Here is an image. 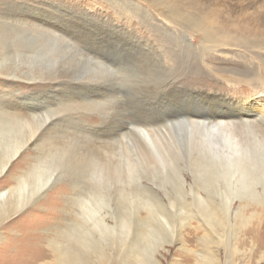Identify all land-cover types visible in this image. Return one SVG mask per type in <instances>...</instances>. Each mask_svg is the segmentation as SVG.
<instances>
[{
    "label": "rangeland",
    "instance_id": "obj_1",
    "mask_svg": "<svg viewBox=\"0 0 264 264\" xmlns=\"http://www.w3.org/2000/svg\"><path fill=\"white\" fill-rule=\"evenodd\" d=\"M170 9L191 17L181 24L173 22ZM263 13L264 0H0V97L26 113L32 109L37 114L36 137H42L21 152L10 172L27 169L37 153L48 155L51 145L71 148L78 164L52 159L47 193L22 216L34 212L32 223L53 217L54 224V216L74 215V200L89 188L91 160L111 158L112 166L122 165V150L131 145L139 128L159 131L182 119L227 120L218 114L228 112L233 120L246 113L244 119L264 130L259 120L264 114V25L255 21ZM195 18L205 19L218 39L231 34V40L205 42L199 30L189 27ZM199 111L205 115L197 117ZM124 125L126 137V129L119 131ZM177 131L183 134L181 141L191 135L188 126H178ZM185 158L179 164L190 182ZM122 174H127L125 168ZM8 175L1 177L0 190L13 185ZM144 183L161 194L158 181ZM125 206L112 194L115 212L122 213ZM251 210L263 208L255 205ZM139 212L146 222L135 221L129 234L120 227L112 233V247L107 249L112 255L114 250L123 256L149 245L146 226L159 224L146 219L145 210ZM191 224L195 228L200 223L192 219ZM112 225H117L115 219ZM49 226L40 225L38 233L43 235L41 229ZM139 228L144 237L136 236ZM190 230L182 232L185 246L201 251L204 230L189 236ZM248 243L226 264H264L262 253L256 255L250 239ZM184 255L181 243L174 242L158 258L169 264ZM115 261L112 264H118Z\"/></svg>",
    "mask_w": 264,
    "mask_h": 264
},
{
    "label": "bare ground",
    "instance_id": "obj_2",
    "mask_svg": "<svg viewBox=\"0 0 264 264\" xmlns=\"http://www.w3.org/2000/svg\"><path fill=\"white\" fill-rule=\"evenodd\" d=\"M171 9L169 16L173 22L181 24L191 17ZM255 21L263 26L264 13ZM189 27L192 31L199 30L205 42L231 40V34L218 39L205 19H192ZM31 110L29 113L21 111L16 103L10 104L0 97V179L8 173L14 182L11 187L0 190V264H112V260L118 264H162L158 255L166 250L167 244L174 242L181 243L186 255L181 261L169 264H193L194 261L195 264H226L241 252L240 246H248L249 239L250 249L258 251V256L262 253L264 258V130L257 128L256 121L244 119L246 113H241L239 120L230 119V113L223 112L218 115L227 120L182 119L159 127V131L139 128L137 137L131 138V145L122 150L119 159L122 165L112 166L111 158L90 161L89 188L74 200V215L66 212L62 218L54 216V224L53 217L48 221L37 219L35 224L31 219L36 215L34 212L26 217L21 212L29 205L38 204L39 198L47 193L52 181L47 172L51 171L53 161L68 160L72 165L78 164L71 148L51 145L53 148L48 155L37 153L27 169L10 172L21 152L42 138L36 137L37 114ZM195 114L197 117L205 115L202 111ZM259 120L264 122V114H259ZM181 125L191 130V135L183 141L180 140L183 134L177 131ZM124 129L127 132L122 136L126 137V126L119 131ZM183 148L190 154L188 158ZM184 158L188 159L186 166L191 170L190 182L185 168L179 164ZM122 168L126 175H121ZM132 178H137V182ZM144 179L152 184L158 181L161 194L152 185L145 184ZM112 194L126 204L122 213L113 209ZM255 205L263 211L251 210ZM139 209L146 211V219L159 224L157 228L146 226L151 237L149 245L139 247L138 251L129 250L130 253L123 256L114 250L116 254L112 255V250L107 249L112 247V233L117 227L129 234L135 221L146 222ZM112 219L117 225H112ZM192 219L198 220L199 226L192 227ZM42 224L50 226L41 229L44 234L40 235ZM188 228L192 229L187 232L189 236L196 230H204L199 243L201 251L185 246L182 232ZM140 229H136V236L144 237ZM249 258L253 262L251 255Z\"/></svg>",
    "mask_w": 264,
    "mask_h": 264
}]
</instances>
